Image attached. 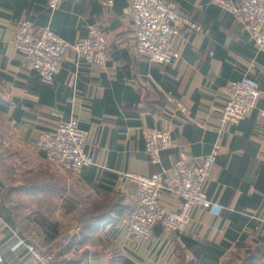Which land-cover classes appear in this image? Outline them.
Masks as SVG:
<instances>
[{
  "label": "crops",
  "instance_id": "0c3cea01",
  "mask_svg": "<svg viewBox=\"0 0 264 264\" xmlns=\"http://www.w3.org/2000/svg\"><path fill=\"white\" fill-rule=\"evenodd\" d=\"M105 1L61 0L51 12L46 0H0V264H29L21 241L55 253L58 264H258L264 239V54L213 0H163L174 2L200 31L181 27L170 41L178 59L157 65L136 51L132 0H111V7ZM223 1L238 6L242 0ZM21 19L69 44L96 26L104 36L106 65H87L66 50L62 69L51 82L42 81L13 45ZM244 77L257 82L256 106L237 124L223 125L225 91ZM52 113L76 120L87 132L91 164L79 173L59 171L36 149L39 132L53 127ZM142 128L170 131L177 150L150 164ZM215 145L219 151L205 186L210 209L193 208L183 232L156 225L148 241L130 237L122 219L134 186L124 175L158 174L180 151L197 165ZM41 177L53 182L43 188ZM159 202L175 212L181 200L163 193ZM79 218L91 220L82 233ZM43 219L57 224V232L42 226ZM61 237L68 240L64 246L57 244Z\"/></svg>",
  "mask_w": 264,
  "mask_h": 264
},
{
  "label": "built area",
  "instance_id": "2783aa9c",
  "mask_svg": "<svg viewBox=\"0 0 264 264\" xmlns=\"http://www.w3.org/2000/svg\"><path fill=\"white\" fill-rule=\"evenodd\" d=\"M60 1L46 0V6L54 12ZM213 4L220 5L231 13L249 34L258 51L264 54V0H242L238 6L223 0H213ZM103 5L111 7L112 1L107 0ZM129 13L133 22L137 53L147 55L157 65H169L178 59L179 55L171 48L170 41L181 27L200 31L171 1L132 0ZM13 45L23 63L44 82H51L54 75L62 69L66 50L72 51L78 60L87 65L104 67L108 61L104 36L93 25L88 28L86 36L69 44L50 29L36 30L31 21L21 19L16 23ZM259 94L257 82L251 77L231 83L225 91V104L219 111L221 124H237L256 106ZM168 100L184 115L190 114L180 101L172 98ZM261 115L264 117V111ZM51 117L55 120L53 127L39 132L36 149L46 163L59 171L79 173L91 164V159L84 150L87 132L80 128L76 120H66L55 113ZM140 135L148 162L152 165L160 164L162 152L178 148L170 131L142 128ZM218 151L219 146L215 145L197 165L192 164L188 155L180 151L172 166L158 174H125L124 179L134 186L132 206L122 219L127 234L134 239L148 241L152 236V228L156 225L167 232H183L190 222L193 208L210 209L211 203L206 196L205 186ZM163 193L180 198L177 211L167 212L161 207L159 199ZM21 243L27 249L29 264H58L55 253L41 252L31 243ZM67 243L68 240L64 237L57 240L59 246ZM261 249L262 256L258 264H264V239Z\"/></svg>",
  "mask_w": 264,
  "mask_h": 264
},
{
  "label": "trees",
  "instance_id": "16d2710c",
  "mask_svg": "<svg viewBox=\"0 0 264 264\" xmlns=\"http://www.w3.org/2000/svg\"><path fill=\"white\" fill-rule=\"evenodd\" d=\"M40 78V77H39ZM20 177V176H19ZM23 178H26V177H23ZM49 181V179H47L46 177H41L40 178V180H39V182H40V186L41 187H43V188H46L47 186H48V184H50L51 182H53V180H52V178L50 177V183L48 182ZM95 210V209H94ZM79 223H80V228H79V233H80V231H81V233H82V226H86L87 224V226L88 227H90V222H91V220L89 221H87V222H89V223H87L86 221H82V220H80V218H79ZM94 221L92 220V223H93ZM41 224H42V226H44L45 228H48L49 230H54V231H56L57 232V228L59 227L57 224H55V223H52L51 221H48V220H45V219H43L42 220V222H41ZM81 236L82 235H80L79 236V238H81ZM75 239H76V237L74 236L73 238H72V240H71V243H70V245H72V244H74L76 241H75Z\"/></svg>",
  "mask_w": 264,
  "mask_h": 264
},
{
  "label": "rangeland",
  "instance_id": "374dc122",
  "mask_svg": "<svg viewBox=\"0 0 264 264\" xmlns=\"http://www.w3.org/2000/svg\"><path fill=\"white\" fill-rule=\"evenodd\" d=\"M63 172H65V171H63Z\"/></svg>",
  "mask_w": 264,
  "mask_h": 264
}]
</instances>
